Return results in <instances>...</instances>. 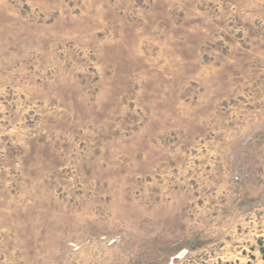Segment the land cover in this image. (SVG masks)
<instances>
[{
    "label": "rangeland",
    "instance_id": "374dc122",
    "mask_svg": "<svg viewBox=\"0 0 264 264\" xmlns=\"http://www.w3.org/2000/svg\"><path fill=\"white\" fill-rule=\"evenodd\" d=\"M0 264H264V0H0Z\"/></svg>",
    "mask_w": 264,
    "mask_h": 264
}]
</instances>
